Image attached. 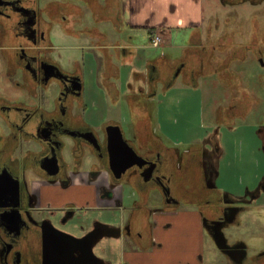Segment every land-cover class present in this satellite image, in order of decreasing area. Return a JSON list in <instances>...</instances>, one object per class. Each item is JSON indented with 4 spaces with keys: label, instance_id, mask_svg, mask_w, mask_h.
I'll return each instance as SVG.
<instances>
[{
    "label": "flooded vegetation",
    "instance_id": "af4514ba",
    "mask_svg": "<svg viewBox=\"0 0 264 264\" xmlns=\"http://www.w3.org/2000/svg\"><path fill=\"white\" fill-rule=\"evenodd\" d=\"M40 1L0 0V70L7 73L18 69L32 86L37 83L46 86L51 81L60 86L55 110L51 112L0 97V116L6 125V129L0 128V132L4 131L0 136V264H43L44 237L52 235L82 240L77 249L83 253H87V248L91 249L98 263L105 264L96 251L97 256L94 253L97 246L99 248L109 238L118 237L121 247L129 249L133 248L130 238L144 237L152 247L156 214L178 213L182 201L201 214L206 233L214 235L229 224L227 215L230 210L250 207L245 203L236 205L237 200L223 194L218 197L215 193L211 153H219L216 130L202 144H195L198 149L189 148L176 165L173 152L156 141L148 119L139 123L137 128L134 127L136 121L133 131L143 143V152L127 141L122 131L123 137L155 168L148 176V171L144 170L149 165L143 168L132 166L115 178L110 168L112 150L106 128L118 124L102 123V134H97L87 121L72 114L74 101L82 103L83 99L78 71H64L42 56L50 47L52 23H62L66 18L55 14L59 7L55 2L50 1L41 7ZM74 1L68 0L66 4L72 11L78 8ZM77 1L82 2L93 17V5L97 1ZM100 4L94 11L97 17L101 16ZM204 4L211 8L210 21L206 23L202 16L199 26L189 29L188 49L181 60L169 65L166 86L169 88L178 78H184L189 86L196 88L200 77L212 74L232 80L236 72L230 70L231 63L248 57L254 60L255 70L260 73V82L264 85V0H200L205 16ZM221 8L226 9L222 12L226 15L219 21L217 13ZM220 23L218 38L213 40V30L219 28ZM231 24L233 29L229 27ZM229 28L232 32H228ZM200 30H203V36ZM191 38L196 39L195 46L191 44ZM46 65L54 69L49 70ZM51 72L61 74V77L46 81V74ZM251 104L246 95L242 99L234 98L224 111V118L218 113L217 121L225 125L227 118L247 113ZM258 133L264 145V114ZM24 140L36 142L37 149L15 157ZM88 156H92L93 161L84 165ZM27 171L41 176L48 185L57 184L61 197L69 189L70 197L52 201L43 199L41 193L35 196L29 176L26 177ZM75 178L78 181L75 182ZM11 179L13 182L19 180L16 196V184ZM155 189L162 199L158 207H150V199L156 202L150 197ZM259 194H264L263 182L247 201L254 202ZM105 217L117 219L118 227H110L101 221ZM137 227L138 231L135 230ZM223 229L231 230V227ZM231 251L220 249V253L237 260ZM250 264H264V255L251 259Z\"/></svg>",
    "mask_w": 264,
    "mask_h": 264
},
{
    "label": "rangeland",
    "instance_id": "374dc122",
    "mask_svg": "<svg viewBox=\"0 0 264 264\" xmlns=\"http://www.w3.org/2000/svg\"><path fill=\"white\" fill-rule=\"evenodd\" d=\"M50 1L54 0H41L40 6L44 7ZM124 1L129 5H136L137 8L141 7L138 10L150 9L151 15L147 16V19H150L153 13H156L155 19L164 17L165 20L168 19L167 23L161 21L166 32V34L162 33L161 35L163 44L157 48L153 47L150 41L151 33L148 29L130 31L125 27L126 32L120 36L111 22H103L97 26L90 10H87L83 3L77 0L74 2L82 9V14L78 22L69 23L68 28L71 27L73 32H79L84 27L97 26L100 31L108 35L106 42L109 44L115 41L127 43L131 36L130 41L139 47L138 52L141 56L155 58L165 54L170 60L181 57L183 49L188 46L191 31L186 27L184 29L178 28L176 25L184 23L183 11L186 12L192 5L190 0L189 2L188 0ZM156 2L157 4L153 5ZM204 5L205 16L201 11L202 19L203 21L206 19L205 22L208 23L211 18V8H207L206 4ZM225 10L222 8L218 10L219 21L226 15L222 13ZM161 12H164V17ZM45 15L43 16L45 17ZM65 26L66 24L63 22L55 21L52 23L49 31L50 47L42 53V56L52 60L64 71L74 72L77 66L83 70L85 85L82 97L83 104L74 101L72 114L76 117H83L84 105H86L88 108L87 116L90 117L93 114L99 117L101 115L105 118L103 122L116 121L121 126L125 139L133 143L142 153L143 143L134 135L133 119L130 116L125 97H122L120 102L114 106L105 93L98 90V85L93 80L97 73V61L88 45L89 40L82 36L76 38L65 33ZM229 27L233 29L234 25L231 24ZM220 28L221 23L219 28L213 30V40L218 38ZM232 29L229 28L228 32H232ZM200 34L203 36V30H200ZM248 58L244 61L231 63L230 70L236 72V77H233L232 80L223 79L215 74L202 76L198 79V87L195 89L192 86H186L183 80L178 78L173 88L167 91H163V84L158 83L156 99L150 106L153 110V116L158 119L156 138L159 137L165 147L172 148L178 157L184 149L193 147L198 144L196 142L206 139L214 130L217 131L216 141L219 146V153L217 155L211 153L215 167L212 183L221 190V194L226 196L238 193L246 195L249 190L251 194L252 190H256L262 182L264 183V145L258 133L264 114V85L260 82V73L255 70L254 60ZM5 71L3 73L0 71V97L4 96L10 101L23 102L28 106H38L48 112L55 110V101L60 91L58 82L51 81L46 86L37 83L32 86L20 70L7 71V73ZM120 72L121 79H123L125 71L121 69ZM245 95L249 97L252 103L248 112L227 118L228 121L225 125L219 124L217 121L218 113L224 118V111L230 105V101L234 98L242 99ZM92 102L95 104L94 106ZM136 115L142 116V113L136 111ZM101 124L102 120L98 119L91 123L97 134H102ZM5 127L6 125L0 116V128L4 130ZM3 133L4 131L0 132V136ZM37 147L36 142L24 140L21 148L16 151L15 157L22 156L27 150H36ZM92 161V156L85 157L84 165ZM129 189L131 190L130 187ZM150 197H154L156 202H153V198L150 199L149 206L154 207L156 205L158 207L162 199L159 191L157 189L152 190ZM190 209L192 208L186 205L185 201H182L179 211L185 213ZM250 222L249 224L244 223V227L236 231L238 233H234L238 235L237 237L242 235L245 238H253L247 244V257H251L256 251L264 248V226L256 221ZM199 237V249H201L199 256L204 260V264H231L213 244L208 232L204 236L199 234ZM251 245L254 246L253 249L250 248ZM97 249L98 246L94 253L95 251L97 253Z\"/></svg>",
    "mask_w": 264,
    "mask_h": 264
},
{
    "label": "crops",
    "instance_id": "0c3cea01",
    "mask_svg": "<svg viewBox=\"0 0 264 264\" xmlns=\"http://www.w3.org/2000/svg\"><path fill=\"white\" fill-rule=\"evenodd\" d=\"M67 1L68 0L53 1L59 6H57L58 8L56 9L55 14L58 17L64 16L66 18V20L63 21L64 24H66L64 29L65 33L76 38L82 36L89 40L88 45L91 48V51H93L94 58L97 61V73L93 80L96 81V84L99 88L98 90H102V92L105 93L106 97L114 106L120 102L122 97H125L126 101L128 102L130 116L133 119L132 126L136 121L137 124L134 127L148 119L151 132L155 136L156 141L162 144L163 147L169 152H173V157H175L176 161L175 164L177 165L178 162L184 158L186 151L189 150V147L184 149L181 155L178 157L177 153H175L172 148L165 147L162 143V140L159 139V137L156 138V123L158 122V119L156 116H153V110L150 106L156 99L155 97L158 91V83L163 84L162 90L165 88L164 91L173 88V86L176 84L177 80L169 88L166 86L165 79L167 77L168 68L169 65L174 64L175 62L182 59L184 52L186 49H188V47L183 49L181 57L170 60L165 54L155 58L139 55V47L130 41L131 36L128 38L129 42L127 43H121L119 41H115L112 44L107 43L106 40H108V35L105 32L100 31L97 27L103 22H111L114 25L116 32L120 36L126 32L125 27H127L130 31L148 29L151 33L150 41L153 35L156 34L159 29L163 30V33L166 34L163 28L164 26L161 24L162 20L163 23H167L168 21V19L165 20L164 12H161L164 18L155 19L156 13H153L150 19H147V16L151 15L150 9L138 10L141 7L137 8V6L134 4L129 5L124 0H95L97 3L93 5V20L97 26L91 28L84 27L79 32H73L71 27L70 29L68 28V26H70L69 23H77L79 17L82 14V10L78 7V5H76L78 8L72 11V9L66 7ZM190 2H192V5L187 9L186 12L183 11L184 23H180V25H176V27H181L183 29L186 27L187 29H192L193 27L199 26V22L201 21L202 17L200 0H190ZM99 4L101 5L102 10L101 16L97 17L95 16L94 11L97 9L96 5L99 6ZM156 4L157 2L153 3V5ZM62 5H65V7ZM191 41L193 42H191V44L195 46L197 43L195 42L196 39L191 38ZM75 69L78 71L82 79L83 97V90L85 86L84 73L79 66H77ZM121 69L125 71V76L123 79H121ZM0 71L3 73V70ZM182 80L186 86L190 85L185 82L184 78ZM92 105L94 106L95 104L92 102ZM84 106V116L78 117L84 121H87L89 125H91L95 119L102 120V123H105L103 122V119L105 118H103L101 115H99V117H97V115L94 116L93 114H91L90 117L87 116L88 108L86 105ZM136 111L138 113H142V116L136 115ZM108 122L117 123L114 120H110ZM117 124L119 125V123ZM203 142L204 140H200L196 143L202 144ZM29 174L31 177H28V179H30L29 181L32 185V193H34L35 196L37 195L38 197L41 193L43 199L52 201L60 198L65 199V197L68 199V197H70L69 189L65 191L64 197H61V193L59 192V187L57 184L48 185L41 176L34 175L31 171H27L26 177L29 176ZM76 181H78V178H75V182ZM217 190L221 192L220 189ZM254 191L255 189L252 190V192ZM230 195L231 196L227 195V197L237 200L236 205L239 203H245L244 205L249 204L250 207H235L233 208V211L230 210L227 215L229 217V224H226V226L229 227L230 225L231 230H224L223 228L226 226H223L219 230L218 235L209 234V237H211L213 244L216 245V248L219 250V252L221 248H226L228 250L230 249V251L233 250L231 252L234 256H236L237 260H233L225 253L222 254L221 252V254L226 257L229 263L250 264L251 259H254L255 257L262 254L264 255V248L262 250L256 251L251 257H247V244L253 238H245L242 235L237 237L238 235L234 233H238L236 231L241 230L245 225L244 223H251L250 221H256L264 226V196L259 194V197L254 202L250 203L247 201L248 196L250 195V190L246 195H243V193ZM247 211H251L252 213ZM154 220L155 224L152 232L154 244L152 247L149 246L150 244L144 237H132L130 238L129 243L133 245V248H122L121 240L118 237H114L109 238V240L104 241L101 244V246L97 249V255L103 259L105 264H122L123 262L126 264H204V260H202L199 256L201 254V249H199L198 239L200 238L199 234L204 236L206 230L203 226L201 214L197 210L190 209L185 213L178 211V213L167 215L157 213ZM101 221H104L110 227L117 228L119 225L118 220L112 217H105ZM135 230L138 231L139 227H137ZM253 247V245L250 246L251 249H253Z\"/></svg>",
    "mask_w": 264,
    "mask_h": 264
},
{
    "label": "water",
    "instance_id": "95a60500",
    "mask_svg": "<svg viewBox=\"0 0 264 264\" xmlns=\"http://www.w3.org/2000/svg\"><path fill=\"white\" fill-rule=\"evenodd\" d=\"M49 70H53V66L46 65ZM47 69V70H48ZM61 74L50 73L46 74V81L50 78H60ZM80 81V79H79ZM79 90L81 85L79 84ZM106 133L110 148L112 150L110 157L111 171L115 178H119L128 168L137 166L143 168L149 165L144 172L148 176L152 173L155 165H150L148 161L133 149V147L124 139L122 130L119 125H109L106 128ZM54 174H50L52 176ZM11 182L12 179H11ZM19 180L15 179L13 183L15 186V196L17 195V185ZM82 241L78 239L69 238L67 236L52 235L47 238L44 237V253L43 264H99L98 259L93 255L91 249L87 248V253L77 249V244Z\"/></svg>",
    "mask_w": 264,
    "mask_h": 264
},
{
    "label": "built area",
    "instance_id": "2783aa9c",
    "mask_svg": "<svg viewBox=\"0 0 264 264\" xmlns=\"http://www.w3.org/2000/svg\"><path fill=\"white\" fill-rule=\"evenodd\" d=\"M162 33H163V30H160L153 35L152 39H151V44L153 47L157 48L159 47L162 43H163V39H162Z\"/></svg>",
    "mask_w": 264,
    "mask_h": 264
},
{
    "label": "trees",
    "instance_id": "16d2710c",
    "mask_svg": "<svg viewBox=\"0 0 264 264\" xmlns=\"http://www.w3.org/2000/svg\"><path fill=\"white\" fill-rule=\"evenodd\" d=\"M164 90H165V88H163V91H164ZM193 148H197V149H198L199 146H198V145H194L193 147H190V149H193ZM215 193H216V195H217L218 197H219L220 194H221L220 191H218V190H217V192H215Z\"/></svg>",
    "mask_w": 264,
    "mask_h": 264
}]
</instances>
